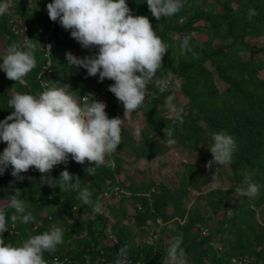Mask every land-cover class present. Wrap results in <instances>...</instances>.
I'll return each instance as SVG.
<instances>
[{
	"label": "trees",
	"instance_id": "obj_1",
	"mask_svg": "<svg viewBox=\"0 0 264 264\" xmlns=\"http://www.w3.org/2000/svg\"><path fill=\"white\" fill-rule=\"evenodd\" d=\"M0 2L9 5L0 16V63L13 43L23 45L27 39L36 44L37 61L22 82L7 79L0 70V122L11 115L8 102L14 94L36 95L44 84L70 85L79 102L91 95L90 102L107 105L110 119L124 120L121 145L94 175L85 172L94 164L80 165L71 158L54 167L52 181L34 168L21 174L23 181L11 175V167L0 175V208L10 228L2 236L5 244L21 245L57 226L64 243L44 254L47 264H115L125 246L129 264H163L174 237L182 240L185 264H264V0H183L179 13L159 21L146 0H127L132 14L148 17L168 45L156 78L168 79L172 73L166 90L154 82L147 86L144 106L127 119L123 105L108 91L113 81L101 83L98 75L69 65L67 53L84 58L98 49H84L70 31L52 29L47 4L53 0ZM249 9L256 13L251 20ZM185 36L191 51L181 49ZM169 95L184 110L182 125L165 107ZM167 126L177 141L172 147L165 142ZM218 132L233 137L236 151L229 166L209 170L213 157L208 148ZM6 147L0 142V154ZM171 149L195 155L196 163H182L181 171L158 179L152 165L158 172L165 168ZM141 161L148 167L137 168ZM65 170L79 177L81 189H88L89 204L77 191L60 188L57 181ZM245 178L259 186L254 197L235 191L247 188ZM218 181L226 186L212 188ZM17 190L34 222L12 225L14 210L7 205ZM197 193L201 195L194 198ZM98 198L101 211L96 213Z\"/></svg>",
	"mask_w": 264,
	"mask_h": 264
},
{
	"label": "clouds",
	"instance_id": "obj_2",
	"mask_svg": "<svg viewBox=\"0 0 264 264\" xmlns=\"http://www.w3.org/2000/svg\"><path fill=\"white\" fill-rule=\"evenodd\" d=\"M152 16L159 21L162 17H171L184 7L183 0H146ZM8 3L0 2V16L8 11ZM47 13L53 22L52 29L70 31L71 37L84 49H98V54L77 58L71 52L66 54L70 66L83 68L91 77L99 76L114 83L108 91L123 105L125 119L144 106L147 86L154 82L164 91L168 88L172 73L168 79L156 78L163 67L168 45L156 34L152 23L146 16H136L128 6L127 0H53L47 4ZM256 15L254 9L248 10V18ZM59 21V25L57 24ZM189 36L183 38L181 49L191 51ZM27 39L23 45L13 43L2 58L0 70L7 79L22 82L37 64L36 44ZM52 45H48L49 54ZM44 90L32 94L17 92L9 100L13 109L11 115L0 122V142L7 145L0 154V175L11 167V175L23 181L22 173L35 169L52 181L49 174L54 167L67 164L69 159L77 164H94L85 172L94 175L98 167L106 164V158L117 152L121 145L124 120L109 118L107 105L96 99L89 101L91 95H85L79 102L70 85L63 87L42 85ZM174 95L165 99V107L173 115L174 123L183 124V108L174 103ZM165 142L169 147L177 141L174 130L166 127ZM139 127L135 135L140 136ZM213 157L206 167L213 165L227 167L232 163L236 151V142L224 132L212 134V144L208 148ZM109 167L115 166L114 160H107ZM57 182L60 188L77 191L79 199L89 204L90 192L80 188L79 177H73L63 171ZM215 176L213 177V179ZM56 181V180H54ZM247 188L237 187L238 196L254 197L259 191L255 183ZM19 190L9 198L7 207L14 210L11 223L34 222V217L26 212L25 202L19 199ZM96 213L101 211L100 199L93 205ZM9 222L5 211L0 208V264H47L44 254H53L58 245L64 243L63 230L53 226L49 231L30 236L21 245L5 244L3 234L9 232ZM182 240L174 237L166 250L163 264H185ZM115 264H129L127 246L119 251Z\"/></svg>",
	"mask_w": 264,
	"mask_h": 264
},
{
	"label": "rangeland",
	"instance_id": "obj_3",
	"mask_svg": "<svg viewBox=\"0 0 264 264\" xmlns=\"http://www.w3.org/2000/svg\"><path fill=\"white\" fill-rule=\"evenodd\" d=\"M165 162L167 163L166 167L163 168L160 172H158L157 164L152 165V175L156 178L165 179L167 177L172 176L174 173L182 170V163H196L195 155H190L184 150L180 149H171L170 152L167 154ZM146 161H141L137 168L145 169L147 168ZM217 186H226L222 182L218 181L213 183L212 188ZM200 193L193 194L194 198H198Z\"/></svg>",
	"mask_w": 264,
	"mask_h": 264
},
{
	"label": "built area",
	"instance_id": "obj_4",
	"mask_svg": "<svg viewBox=\"0 0 264 264\" xmlns=\"http://www.w3.org/2000/svg\"><path fill=\"white\" fill-rule=\"evenodd\" d=\"M57 24L59 25V21H57ZM48 53H49V50H48ZM51 53V52H50Z\"/></svg>",
	"mask_w": 264,
	"mask_h": 264
}]
</instances>
